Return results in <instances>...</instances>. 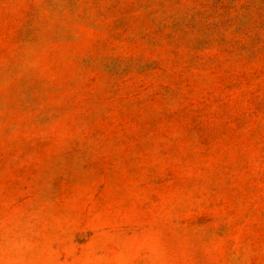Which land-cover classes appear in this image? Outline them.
Returning <instances> with one entry per match:
<instances>
[{
	"label": "rangeland",
	"instance_id": "rangeland-1",
	"mask_svg": "<svg viewBox=\"0 0 264 264\" xmlns=\"http://www.w3.org/2000/svg\"><path fill=\"white\" fill-rule=\"evenodd\" d=\"M0 264H264V0H0Z\"/></svg>",
	"mask_w": 264,
	"mask_h": 264
}]
</instances>
